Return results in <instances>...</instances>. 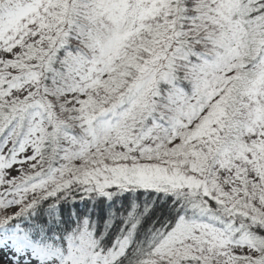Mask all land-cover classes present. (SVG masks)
<instances>
[{
  "label": "snow or ice",
  "instance_id": "snow-or-ice-1",
  "mask_svg": "<svg viewBox=\"0 0 264 264\" xmlns=\"http://www.w3.org/2000/svg\"><path fill=\"white\" fill-rule=\"evenodd\" d=\"M0 264H264V0H0Z\"/></svg>",
  "mask_w": 264,
  "mask_h": 264
}]
</instances>
